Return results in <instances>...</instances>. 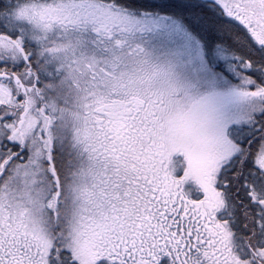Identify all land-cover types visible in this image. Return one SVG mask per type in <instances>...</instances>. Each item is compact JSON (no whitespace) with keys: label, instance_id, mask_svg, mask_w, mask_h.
Wrapping results in <instances>:
<instances>
[{"label":"snow or ice","instance_id":"obj_1","mask_svg":"<svg viewBox=\"0 0 264 264\" xmlns=\"http://www.w3.org/2000/svg\"><path fill=\"white\" fill-rule=\"evenodd\" d=\"M0 264H264V0H0Z\"/></svg>","mask_w":264,"mask_h":264}]
</instances>
